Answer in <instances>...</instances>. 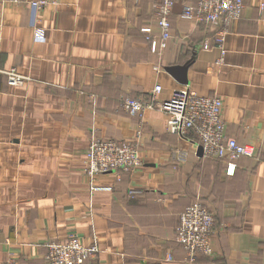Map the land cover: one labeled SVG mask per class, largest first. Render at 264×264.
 <instances>
[{
    "label": "crops",
    "instance_id": "crops-1",
    "mask_svg": "<svg viewBox=\"0 0 264 264\" xmlns=\"http://www.w3.org/2000/svg\"><path fill=\"white\" fill-rule=\"evenodd\" d=\"M57 2L0 0V68L30 78L10 86L0 74V262L49 264L48 243L74 231L100 264H264V0H245L223 55L203 48L218 29L181 18V1L159 53L142 28L159 34L160 0ZM156 85L160 100L184 86L219 96L227 137L255 156L229 175L227 161L168 132L164 112L122 108ZM98 139L135 141L142 166L98 175L104 188L92 190L85 160ZM195 201L214 215L213 253L189 262L176 228Z\"/></svg>",
    "mask_w": 264,
    "mask_h": 264
},
{
    "label": "built area",
    "instance_id": "built-area-1",
    "mask_svg": "<svg viewBox=\"0 0 264 264\" xmlns=\"http://www.w3.org/2000/svg\"><path fill=\"white\" fill-rule=\"evenodd\" d=\"M9 1L13 3L26 1L36 11L58 3L57 0ZM180 1L183 3L181 18L218 29L215 42L212 44L206 41L203 48L210 49L212 46H217L221 48L223 55L226 35L232 24L241 18L245 0H160L157 10L159 34L153 35L149 26L142 28L148 36L152 52L159 53L167 48L172 35L171 16ZM0 74L6 77L10 86H21L30 80L28 76L18 73L15 69L0 68ZM161 91V85H156L148 100L126 97L121 102L122 108L129 115L140 118L146 109L164 112L168 132L182 138L195 139L202 147L205 158L227 161L229 175L235 171V161L242 157L255 156L254 147L227 137L223 119V100L219 96H202L189 86H184L174 90L170 98L160 100L157 95ZM178 158L181 160L182 155L179 154ZM262 160L264 162V155ZM85 162V173L92 190L104 188L95 182L98 175L115 173L117 179H120L121 172L136 169L143 163L135 141L121 143L111 139L92 141L87 149ZM214 223V215L201 201L193 202L180 213L176 240L185 249L189 262L196 261L202 255H212L211 235ZM98 252L99 248L96 244H86L82 236L73 231L62 242L48 243L46 260L49 264H100ZM0 264L11 263L0 262Z\"/></svg>",
    "mask_w": 264,
    "mask_h": 264
},
{
    "label": "water",
    "instance_id": "water-1",
    "mask_svg": "<svg viewBox=\"0 0 264 264\" xmlns=\"http://www.w3.org/2000/svg\"><path fill=\"white\" fill-rule=\"evenodd\" d=\"M172 70V69H171ZM200 149V152L201 154L203 155V150H202V147L199 148Z\"/></svg>",
    "mask_w": 264,
    "mask_h": 264
},
{
    "label": "trees",
    "instance_id": "trees-1",
    "mask_svg": "<svg viewBox=\"0 0 264 264\" xmlns=\"http://www.w3.org/2000/svg\"><path fill=\"white\" fill-rule=\"evenodd\" d=\"M214 221H215V219H214ZM203 256V255H202Z\"/></svg>",
    "mask_w": 264,
    "mask_h": 264
}]
</instances>
